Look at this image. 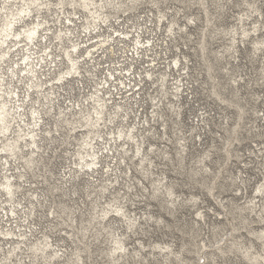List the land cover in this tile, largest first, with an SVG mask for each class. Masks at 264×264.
I'll return each mask as SVG.
<instances>
[{"label":"rangeland","instance_id":"obj_1","mask_svg":"<svg viewBox=\"0 0 264 264\" xmlns=\"http://www.w3.org/2000/svg\"><path fill=\"white\" fill-rule=\"evenodd\" d=\"M141 1H137L135 7L125 14L119 12L118 18H112L111 22L116 29L129 31L130 37L136 34L133 32L137 26L143 40L151 35L149 40L155 47L142 52L144 58L135 57L129 73L138 78L140 74L145 75V70H150L152 79L145 78L141 89L134 94V91H126L131 84L124 88L119 80L108 78L107 69H116L114 78H118L121 67L131 61L134 42L126 39L123 47L114 45V54L111 48L101 53L98 58L101 63L96 66L93 78L85 76L82 81L60 90L59 103L65 106L71 100L83 101L95 82L104 77L109 79V83L118 84L117 89L121 94H116L113 88V96L116 95L113 103L120 102L123 107H109L106 115L116 113L114 125L134 124L138 120L135 119L136 114L139 120L147 118L154 124L155 138L146 135L143 145L152 157L154 166L150 167L147 161L140 164L137 157L129 158L131 155L125 156L122 162L118 152H114V158L110 154V158L101 160L93 176L91 173L90 176L79 173L66 182L68 166L73 160L67 152H72L73 147L60 144V138H64V132L70 125L58 121L62 130L59 135L53 132V136L59 141L46 137L44 144L47 148L41 157L34 155L32 166L25 167L23 160H20L19 166L22 167H19V171L23 172L24 177L22 180L16 179L22 184L20 190H15L16 196L22 198L25 206L31 207L29 202H32L33 210L25 221L24 212L18 210V221L39 228L40 233L34 232L36 237L46 234L55 247L67 253L76 248L82 264H181L173 255H169L168 260L162 257L169 249L185 261L182 264H250L243 258L242 251L249 248L248 253H261L264 242V239H257L248 232L250 228L256 233L264 229V211L259 214L263 220L258 216V205H264V197L255 193L256 187L264 183V51L254 54V48L248 42L237 44L236 55L223 51L230 41L227 32L220 31H228L233 26L239 28L238 14L251 13L253 8L248 3L254 0H156L153 6L148 0ZM257 6L262 15L259 19L264 24V0H258ZM159 11L169 19H176L174 35L169 34L166 20H156ZM253 15L257 16L256 13ZM207 17L210 22L206 21ZM148 18L154 21H147ZM191 18H195L194 22H190ZM119 23L122 25L119 26ZM180 26L184 30H180ZM104 32L111 34L112 29H104ZM174 58L188 64V67L183 70L171 69L168 63ZM209 66L211 68L208 69ZM163 72L168 73V80L162 87L158 79ZM175 77H178L183 90L179 111L174 107L178 115L169 109L164 97L174 103L176 100L167 94L158 108L162 117H156L153 121L150 118L154 109L151 96L160 98ZM122 95H125L124 99L120 98ZM57 111L55 107L44 117L53 130L52 125L58 118L54 112ZM125 114L126 120L123 121ZM76 117L79 118L78 115L67 116L70 120ZM79 120L84 122L81 117ZM234 127L235 133L232 132ZM182 136L187 139L183 155L177 144V139ZM166 137L170 141H166ZM150 143L159 148L158 152L149 153ZM130 147L134 150L133 144ZM161 149L169 151V156L162 155ZM107 163L111 168L116 167V179L115 174L107 170ZM141 166L144 170L140 169ZM204 168L208 171L204 172ZM149 169L152 174H149ZM65 173L67 175L64 177ZM1 176L0 173V182L4 181ZM162 176L165 177V185L179 196L173 206L165 187L158 186L155 181ZM30 184L34 185L31 191L41 195V204L29 195ZM102 184L106 186L105 190H102ZM153 184L159 188L155 193ZM3 193L0 187V194ZM250 197L257 201L252 212L247 208L250 204L246 203ZM108 203L124 206L128 215L139 220L133 228H128L123 218L110 220L112 226L117 228L115 231L125 234V244L130 253L113 263L106 255L113 245L111 236L97 223L100 210L108 208ZM169 210L173 213L169 214ZM198 210L204 211L205 222L197 217ZM158 218L160 220L155 221ZM8 224L15 225L13 220ZM69 224L74 227V241L68 237L67 232H71ZM232 241L239 243V251L233 247L229 249ZM139 242L145 245L144 249H141ZM157 243L163 249L154 247ZM203 243L207 247L203 248ZM166 245L168 249L164 248ZM217 246H221L223 252ZM136 250H140V256L134 255ZM198 255H204L205 259H199ZM67 258L68 255L61 259L54 258L49 264H70ZM37 261V264H44L39 258Z\"/></svg>","mask_w":264,"mask_h":264},{"label":"bare ground","instance_id":"obj_2","mask_svg":"<svg viewBox=\"0 0 264 264\" xmlns=\"http://www.w3.org/2000/svg\"><path fill=\"white\" fill-rule=\"evenodd\" d=\"M137 1L139 0H0V173L4 179L0 182V187L4 191L3 194H0V264H37L38 258L44 264H49L54 258L61 259L66 255H68L67 259L71 262L70 264H82V259L77 254L76 248L67 253L65 250L57 248L58 246L55 247V244L46 234L43 233L41 236L36 237L34 232L38 231L40 233L39 228L25 222L24 224L19 223V218L16 216L17 211L22 210L25 214V221L33 210L32 202H29L31 207L25 206L22 204V198L16 196L15 190H20L22 186L16 179L22 180L24 177L23 172L19 171V167H22L19 166L20 160H23L25 167L32 166L35 161L34 155L41 157L47 148L44 144V141L47 140L46 137H49V140L52 141H59L53 135L60 134L62 130L59 124L60 121L70 125V127L66 125L68 129L64 132V138H60V144L65 143L73 147L72 152H67L71 158L73 157V160L71 166H68V176L64 179L66 182L78 176L79 173L89 176L91 173L93 176L97 172L101 160L110 158V154L114 158V152H118L122 162H124L125 156L131 155L129 158L137 157L140 164L147 161L150 167L154 166L148 150L143 148L146 135L155 138L154 124L147 118L144 121L139 120V118H136L137 114L135 119L138 120L134 124L128 125L122 123L114 125V119L117 120L115 112L108 113V117H105L106 112L113 106L117 109L123 107L120 102L113 103L116 95L113 96L114 91L112 90L116 89V94H121V92H119L120 89H117L118 84L109 83L108 78L119 80V84L124 88L131 84V87L129 86L126 91H134V94L141 89L140 85L145 78L152 79L150 70H145V75L141 76L140 74L138 78L135 74L132 76V73H129L135 57L142 58V52L155 47V44L150 43L149 38L151 35L149 34L150 37L147 40H143L141 38L142 33L138 31L139 27L137 26L133 32L136 34L130 37L129 31H120L111 22L112 18H118L119 12L122 15L134 8ZM148 2L152 6L157 3L156 0H148ZM257 2L258 0H254L252 3H248V6L253 8L251 13L238 14L239 28L233 26L228 31L224 29L220 31L227 32L230 41L223 51H231V54L235 53L236 55L237 44H245V42L252 45L254 54L261 50L264 51V24L259 19L262 15L258 6L256 7ZM253 13H256L257 16ZM194 19L189 20L194 22ZM156 20L158 22L166 20L169 34L174 35V26L177 24L175 18L169 19L165 13L159 11ZM147 21L153 22L154 20L148 18ZM206 21L210 22L211 20L207 17ZM249 24L252 27H247ZM121 25L119 23V26ZM108 28L112 29L111 34H105L104 29L107 30ZM178 28L184 30L183 26ZM126 39L134 42L130 54L131 61L127 66L121 67L118 71V78H114L116 69H113V71L107 69L108 78L104 77L96 81L92 91L90 90L86 94L83 101L71 100L65 106L59 103L60 90H63L65 86L68 87V85L82 81L85 76L93 78L96 75L94 73L96 72V66L101 63L98 62L101 53L111 48L113 51L111 52L114 54V45L123 47L126 45ZM201 47L204 49L203 45ZM220 56H222V53ZM149 60L154 59L149 58ZM168 67L183 70L188 67V64L180 63L179 60L174 58L172 62L168 63ZM209 68L211 67L209 66ZM180 75L178 74V76ZM167 77L168 73L166 72L160 74L158 82L162 87L168 80ZM173 79L175 80L168 87L169 91L165 88L160 98L151 96L150 101L154 109L151 111L150 118L153 121L156 120V117H162V113L158 111V108L162 103V98L167 94L176 100V103H174L173 100L164 97L167 99L169 109L173 111H176L174 107H177L178 111L180 109V96L183 90L178 77ZM120 98L124 99L125 95ZM132 98L134 99L133 96ZM123 101H126V99ZM135 102L137 101L135 100ZM55 107L58 111L54 113L55 116L58 115V118L52 125L54 126L53 130L49 127V123L44 120V117L53 112ZM178 111L175 112L176 115H178ZM68 115L72 117L78 115L79 118H83L84 122H81L78 117L70 120L67 118ZM125 116L126 114L122 116L123 121L126 120ZM59 118L61 119L59 120ZM110 125H113L111 127L117 130L114 131L113 128L109 127ZM162 126L164 129V124ZM234 131L235 127L232 132ZM165 139L170 141L169 137ZM228 141L230 142V140ZM186 143L187 139L183 136L177 139L181 155L186 150ZM131 144L134 145V150L131 149ZM148 146L149 153H155L159 150L153 143ZM160 151L162 155L169 156V151L164 149ZM118 162H115V164ZM106 167L108 171L115 174L114 179H116V167L111 168L109 163L106 164ZM140 169L144 170V167L141 166ZM12 170L17 172H12ZM206 171L208 170L204 168V172ZM152 173V170L149 169V174ZM66 175L67 173L64 177ZM164 179L165 177L162 176L155 181L158 186L165 187V193L171 197L169 202L173 206L179 196L171 190L170 186L165 185ZM31 186L34 185H29V195L38 204H41V195L37 194L36 191H31ZM158 186L153 184L154 193L159 189ZM101 187L102 190L106 189L103 184ZM255 193L256 196L261 195L264 197V183L256 187ZM246 203L250 204L247 208L251 212L255 210L257 201L254 197H250ZM107 206L108 208L100 210V220L97 223L103 230H108L107 232L111 236L113 245L108 249L106 255L113 263L130 253L127 251L128 248L125 244V234L115 231L117 228L112 226L110 220L116 221L118 218H123L127 221L128 228H133L136 223H139V220L128 215L124 210V206H114L113 203H108ZM258 206L259 216L264 211V205ZM168 213L172 214L173 211L169 210ZM197 217L205 222L204 211L198 210ZM259 218L263 220L261 215ZM11 220L15 223L14 226L12 224L7 225V222L9 223ZM158 220L160 219H155V221ZM69 227L71 232H67L68 237L74 241V238H76L73 231L74 227L72 224H69ZM232 229L236 230L234 227ZM84 230H87V228H84ZM248 232L253 236L255 235L257 239H264V229L256 233L250 228ZM33 235L34 237H32ZM139 245L141 249L145 248L142 242H139ZM238 245V242L232 241L228 247L229 249L233 247L239 251ZM262 246L261 253H248L249 248L244 247L245 250L242 251L243 258L249 261L250 264H264L263 241ZM154 247L163 249L158 243ZM202 247L205 248L207 245L203 243ZM164 248L168 249L169 246L166 245ZM216 248L223 252L221 246ZM47 250L49 251L47 252ZM134 255L140 256V250L134 251ZM169 255H173L181 264L185 262L179 257L178 253L173 252L171 249L164 253L162 257L168 260ZM199 259L204 260L205 256L203 255Z\"/></svg>","mask_w":264,"mask_h":264}]
</instances>
